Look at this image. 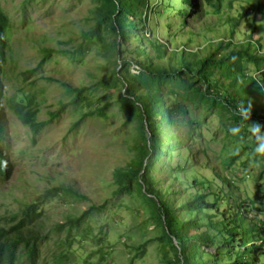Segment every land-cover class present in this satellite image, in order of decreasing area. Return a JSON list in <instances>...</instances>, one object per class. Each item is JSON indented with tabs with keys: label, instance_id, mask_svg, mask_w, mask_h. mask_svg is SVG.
Returning <instances> with one entry per match:
<instances>
[{
	"label": "rangeland",
	"instance_id": "374dc122",
	"mask_svg": "<svg viewBox=\"0 0 264 264\" xmlns=\"http://www.w3.org/2000/svg\"><path fill=\"white\" fill-rule=\"evenodd\" d=\"M179 1L175 3L182 9L183 4ZM97 2L99 0H0L1 9L10 21L3 69V106L7 126L2 144L14 164L11 177L0 181V222L28 203L41 199L44 202L38 209L42 211V218L36 225L41 228V233L46 234L48 245L55 246L67 233L77 235V225L71 222L77 218L82 219L80 226L87 222L95 234L106 236L104 247H110V250L103 260L97 252V244L74 242L78 264L83 261L93 264H161L166 257L171 260L172 251L168 249L164 257L157 228L149 219L143 201L135 195L136 187L118 194L114 185L117 170L139 161L140 120L122 108L120 93L125 88L106 80L108 70L114 65L109 55L99 44H86L84 34L94 26L91 10ZM248 7L254 8L255 12H249L246 19L240 18L243 9ZM157 9L161 11L162 7ZM189 11L186 24H178L174 11L166 12V23L170 28L163 25L162 17L156 19L158 41L165 46L163 60L155 59L156 52L149 45L147 35L145 32L143 36L142 32L139 34L136 27L130 31L125 49H141L143 63L147 56H151L153 62L166 64L169 60L176 62L174 53L183 49L197 51L199 57H204L210 45L229 43L230 40L242 44L251 35L254 40L263 39L264 51V0H220L219 7L216 3L215 6L203 4L202 8L198 5L197 9L191 7ZM153 23L152 15L148 25ZM176 26L183 30H176ZM190 33L197 35L192 44L188 43ZM139 37H142L140 42ZM168 38H174L173 42L170 43ZM184 54L186 60L195 59L189 52ZM133 69L131 67L129 71L136 74ZM172 81L171 86L164 80L160 84H151V87L160 86L164 96L166 89L183 90L181 84ZM72 88L88 89L76 105L70 104L74 98L69 92ZM20 98L30 99L25 104L35 112V121L40 125L35 132L23 125L10 109L9 101H19ZM186 105L188 116L181 118L202 122L204 139H199L197 145L207 151L208 161L211 165H219L215 171L221 173L222 162L216 157L217 153L223 149L226 159V154L239 146L229 136L233 127L227 123V129L226 125L225 130L219 128L218 116L206 105L195 107L190 101ZM168 128L170 133H177L187 141V128L183 125L177 127L174 120ZM161 140L164 141V137ZM250 141L247 143L249 148L252 146ZM207 142L209 146L205 148ZM186 147L183 142L169 160L160 156L149 172L161 188L170 184L172 190L182 192L187 177L189 182L193 176L198 180L212 177L208 170H190L192 158ZM249 148H245V156L250 152ZM260 164H264L263 159ZM182 167L184 172L180 170ZM249 167L253 177L241 182L234 180L233 191L242 199H254V206L264 209V179L257 181L252 169L258 168L259 164H249ZM177 170L180 172H175ZM225 173L229 174L228 171ZM174 176H178L177 179ZM219 183V180L213 181V185ZM259 185H262L260 190ZM60 186L72 187L76 196H48L45 200L47 191ZM188 191H193L190 185ZM218 193L221 195L220 191ZM215 199V195H210L207 202L211 204ZM90 206H102L103 209L81 217ZM145 242V252L140 254L137 247ZM43 253L49 254L45 247Z\"/></svg>",
	"mask_w": 264,
	"mask_h": 264
},
{
	"label": "trees",
	"instance_id": "16d2710c",
	"mask_svg": "<svg viewBox=\"0 0 264 264\" xmlns=\"http://www.w3.org/2000/svg\"><path fill=\"white\" fill-rule=\"evenodd\" d=\"M193 1L180 0L183 8L179 9L176 0H99L91 10L94 26L84 34L86 44H99L106 55H109L114 65L112 64V69L108 70L109 75L106 80L125 88V91L120 93L122 108L128 113L135 114L140 120L139 161L116 171L114 175L116 193L120 194L136 187L135 195L141 198L149 219L157 228L159 236L157 238L161 243L160 248L164 250V257L167 256L168 249L172 251L171 260L166 257L161 264H264V209L255 207L254 199H242L233 191L234 180L241 182L253 177L249 164L251 166L259 164L258 168L252 169L255 171L257 181L264 179V164H260L261 159L264 161V157L254 155L256 140L250 131L251 123L264 124L263 39L254 40L250 35L242 44L230 40L229 43L220 42L216 46L210 45V50L204 57H199L197 51L183 49L182 52L174 53L176 62L169 60L166 64L153 62L151 56H147L143 63L140 60L141 49L134 51H131V48L125 49V44L131 35L130 31L136 27L139 34L142 32L143 36L145 32L147 35L149 45L156 52L155 59L163 60L165 46L158 41L159 27L156 19L162 17L163 25L170 28V24L166 23V12L174 11L178 24H186L191 7L197 9L198 5L202 8L203 4L215 6V3L219 7L220 3V0ZM159 6L162 7L161 11L157 9ZM251 11L255 12V9L244 8L240 18L246 19ZM152 15L154 23L148 25ZM9 25V18L0 5V181L2 182L9 179L14 170L10 155L2 144L6 139L7 126L3 106V69L6 64ZM176 27V30L180 29ZM196 36L190 33L188 43L192 44ZM137 40L140 42L142 37ZM168 40L172 43L174 38ZM139 45L141 46V43ZM229 47H231L230 51ZM235 48L239 50L234 51ZM186 52L191 53L195 59L186 60L184 54ZM131 67H134L133 72L136 74L129 71ZM164 80L169 81L170 86L171 82H174L172 80H176L183 90L179 92V89H166L164 96L160 86L151 87V84L156 82L160 84ZM143 89L146 91L142 92ZM87 90L72 88L69 92L74 98L70 104L76 105L79 97L84 96ZM187 91L188 94L185 95ZM13 100L9 101V105L16 118L23 125L29 126L32 131H37L40 125L35 121V112L25 104V102L28 104L30 99ZM188 101L195 107L206 105L218 116L219 128L225 130L224 126L226 125L227 129L229 123L233 129H238L236 132L231 130L229 136L235 144L241 146L226 154V159L223 149L217 153L216 157L222 162L221 169L219 168L221 173L215 171L219 165H211L207 151L200 147L201 145H197L199 139H204L201 132L202 122L181 118L188 116L189 110L186 105ZM249 106L250 120L240 111L242 107ZM174 120L177 127L183 125L187 128V141L177 133H170L171 129L168 127ZM163 137L164 141L161 140ZM249 141L252 145L250 148L247 147ZM183 142L192 158L190 170L194 171L197 168L208 170L212 177L198 180L193 176L191 182L187 177L182 192L172 190L170 184L161 188L158 181H153L154 178L149 172L160 156L171 159L174 150ZM208 146L207 142L205 148ZM245 148L250 149L246 156ZM180 170L184 172L183 167ZM227 171L228 175L225 173ZM175 172L173 171V174ZM177 177L174 176L175 179ZM215 180H219L220 183L213 185ZM189 185L193 188L192 192L188 191ZM259 186L260 190L262 185ZM210 195L216 196L211 204L207 202ZM45 196H47L45 200L50 196L66 198L76 196V192L72 187L60 186L47 191ZM38 200L28 203L22 210L12 213L0 222V264H41V261L42 264H47L46 261L49 264H78L73 249L74 242L97 244L99 246L97 252L101 260L109 254L110 247L107 249L104 247V243L107 242L106 236L95 234L94 228L87 222L80 226L82 220L80 218L71 220L77 225V235L67 233L65 238L55 243L56 247L48 245L46 234L41 233V228L36 225L42 218V211L38 208L44 202ZM102 209V206H90L81 217L85 218ZM145 245L146 242L138 245L140 254L145 252ZM44 247L49 254L43 253ZM81 264L93 263L83 261Z\"/></svg>",
	"mask_w": 264,
	"mask_h": 264
},
{
	"label": "clouds",
	"instance_id": "9594fccd",
	"mask_svg": "<svg viewBox=\"0 0 264 264\" xmlns=\"http://www.w3.org/2000/svg\"><path fill=\"white\" fill-rule=\"evenodd\" d=\"M240 111L243 113L246 119L251 118V107L241 108ZM264 124L259 122H253L250 125V131L256 140V147L253 149L254 155L257 157H264ZM233 132L238 131V129H232ZM11 177V176H10Z\"/></svg>",
	"mask_w": 264,
	"mask_h": 264
}]
</instances>
